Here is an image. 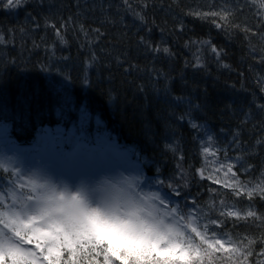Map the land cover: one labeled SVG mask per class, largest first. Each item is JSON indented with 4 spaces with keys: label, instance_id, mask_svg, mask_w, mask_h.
Returning <instances> with one entry per match:
<instances>
[{
    "label": "trees",
    "instance_id": "trees-1",
    "mask_svg": "<svg viewBox=\"0 0 264 264\" xmlns=\"http://www.w3.org/2000/svg\"><path fill=\"white\" fill-rule=\"evenodd\" d=\"M129 4L24 0L4 9L0 0V157L10 147L32 149L46 130L106 141L125 162H139L147 180L177 189L181 208L195 201L196 211L223 221L217 232L254 240L247 264H264V199L236 197L198 171L208 177L233 164L253 184L264 173V18L252 0ZM222 9L229 13L222 29L211 23L219 17L189 14ZM209 40L219 59L201 43ZM206 146L215 157L205 158ZM249 207L262 219L220 215ZM227 255L210 264H231Z\"/></svg>",
    "mask_w": 264,
    "mask_h": 264
},
{
    "label": "snow or ice",
    "instance_id": "snow-or-ice-1",
    "mask_svg": "<svg viewBox=\"0 0 264 264\" xmlns=\"http://www.w3.org/2000/svg\"><path fill=\"white\" fill-rule=\"evenodd\" d=\"M23 3L2 0V7L16 9ZM124 3L131 7L129 0ZM252 3L264 18V0ZM189 14L201 19L219 17V21H211L218 29L228 24L229 13L223 9ZM56 35L60 36L58 29ZM201 43L219 59L221 51L210 40ZM162 51L168 53L169 49ZM196 66H201L199 60ZM82 147L65 152L62 144H54L49 149L51 161L36 169H22L13 158L0 157V173L9 174L6 180L0 175V264H81L80 257L84 264H206V260L210 264L218 253L228 254L231 264H247L255 241L248 237L233 240L227 233L217 232L223 221L196 211L195 201L192 208H181L173 199L180 192L163 180L154 182V191L145 192L143 183L135 178L71 180L53 169V163L68 170L89 167L94 158L82 152ZM203 153L205 158L216 156L207 146ZM198 171L202 179L230 189L236 197L264 199V173L253 184L242 182L233 164H219L208 177L203 168ZM215 173H222L224 179L213 178ZM220 215L262 219L251 207L244 213L229 210Z\"/></svg>",
    "mask_w": 264,
    "mask_h": 264
},
{
    "label": "rangeland",
    "instance_id": "rangeland-1",
    "mask_svg": "<svg viewBox=\"0 0 264 264\" xmlns=\"http://www.w3.org/2000/svg\"><path fill=\"white\" fill-rule=\"evenodd\" d=\"M7 134L5 131H2L1 136L4 137ZM60 137V138H58ZM66 135H64L62 132H58L57 130H46L43 132V135L40 137L38 141L39 144H45L47 143L48 145L51 143H54L55 140L58 141L59 145L62 144L63 150H71L77 145H82V152L85 153V151H88V148L81 143L80 141L75 139V136H68L66 139H64ZM64 141H71V143H62ZM108 146L111 147L110 150H108V153H111L110 156L111 158L108 160H104L100 156L97 159H100L103 162H97L96 159L93 160V163L87 167V168H76V169H64L59 165L52 164L53 169L59 173L67 176L71 180H80V179H87L90 181H95L98 179H102L106 176H111V177H119V176H124L128 178H135L140 180L143 183L144 191L145 192H150L154 191V182L151 180H147L145 176L142 175V168H139V166L136 165V167L131 166V162L126 161L125 162V157L115 148H113L110 144H107L106 141H102L100 143L99 147H102L106 149ZM49 149L44 151V152H37L36 147H33L32 149L28 148H19V147H10L8 150L3 151L1 154V157H11L13 158L22 169H36L39 167L41 164L48 163L51 161V154L49 152ZM89 154V153H85ZM94 156V157H95ZM107 161V162H106ZM114 161V163L112 162ZM139 162H135L133 164H137ZM136 169V170H133ZM150 188V191H147V189Z\"/></svg>",
    "mask_w": 264,
    "mask_h": 264
}]
</instances>
